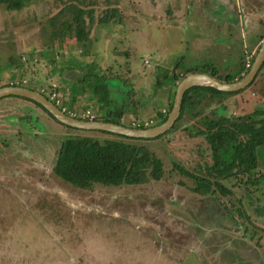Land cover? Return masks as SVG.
Returning a JSON list of instances; mask_svg holds the SVG:
<instances>
[{
	"label": "rangeland",
	"instance_id": "obj_1",
	"mask_svg": "<svg viewBox=\"0 0 264 264\" xmlns=\"http://www.w3.org/2000/svg\"><path fill=\"white\" fill-rule=\"evenodd\" d=\"M91 1L95 19L116 6L121 22L94 19L92 42L82 50L73 42L42 46L40 22L60 1L28 0L18 11L0 5V84L24 79L23 86L52 90L64 85L63 75L80 79L91 64L94 74L129 80L142 103L139 115L155 120L152 105L167 109L177 83L172 75L209 68L212 57L217 64L230 59L221 76L234 72L251 63L252 44L264 39V0ZM72 65L75 71L60 73ZM157 73L163 84L154 88ZM201 94L191 93L194 100L169 133L138 141L161 159L160 180L89 190L59 179L51 167L63 139L104 135L64 127L21 97L0 98V264H264V168L253 172L259 180L251 192L235 186L237 178L222 180L233 185L227 196L193 191V179L173 168L197 173L210 164L208 143L194 135L200 120L264 109V65L238 94L205 93L199 104ZM58 95L63 109L100 114L83 95L75 103ZM134 117L126 112L122 121ZM258 160L264 165V145Z\"/></svg>",
	"mask_w": 264,
	"mask_h": 264
},
{
	"label": "trees",
	"instance_id": "obj_2",
	"mask_svg": "<svg viewBox=\"0 0 264 264\" xmlns=\"http://www.w3.org/2000/svg\"><path fill=\"white\" fill-rule=\"evenodd\" d=\"M27 1L0 0V5L7 11H18ZM59 1L61 4L56 11L40 22L39 33L43 39L42 46H65L73 42L81 50L85 49L87 44L92 42L89 33L95 19V2L91 0L87 2L85 0H57V2ZM118 12L116 6H106L95 21L101 25L110 21L121 22ZM261 39L262 37L259 40ZM51 61L54 63L55 58H52ZM71 63L74 66H79L72 60ZM73 65L69 66L70 68L67 66L66 69L59 67L60 73H63L64 70H67V73L68 71H75L76 68ZM263 65L264 62L257 74L261 71ZM248 68L241 65L234 72H228L222 76L217 73L218 71L215 68L210 66L199 70V72L208 73L221 81L228 82L241 77ZM190 72L198 71L186 68L179 75H172L174 85ZM63 76H66H61L64 85L55 87L56 91L70 97L73 103H75L78 95H83L90 103L95 102L96 109L100 114H94L93 120L145 128L163 122L171 108L174 91L169 93L168 90L170 100L167 109L164 111L156 109V104L153 103L152 109L155 111L156 119L147 118V120H144L139 115L140 110L139 105H137V103H142L139 99H136V92H134L131 82L116 74L111 76L94 74V66L91 64L89 67L87 66L86 73H83L78 80L69 81L71 77L67 74ZM163 76L164 74H156L154 88L161 87ZM15 84L12 82V85ZM4 85H8V83L0 84V86ZM49 86L52 87L51 84ZM29 88L37 90L36 87ZM38 91H41L49 99V93L51 92L49 88L38 89ZM194 91L202 92L201 97L197 99V102L202 104L205 93L210 94L209 96L222 93L238 94L240 90L221 92L210 86H193L189 88L183 95L180 114L174 125L185 114L188 108L187 103L190 104L194 100L191 95ZM23 99L39 106L53 118L40 104L27 98ZM263 99H261V102ZM86 109L78 110L77 118H81L78 114ZM65 112L67 113V110ZM126 112L133 113L135 116L128 124L122 121ZM191 114L196 117L199 112L194 111ZM149 120L151 122H148ZM199 123L196 132H193L194 135L202 136L208 143L210 164H205L203 168L197 170V173L189 171L177 163L173 164V168L179 170L187 178L193 179L194 186L192 190L200 194L210 192L213 194L214 191H218L221 196L233 195L234 192L230 189L233 185L227 187L222 183V180L230 178H237L235 186L243 185L242 192H251L248 187H251L252 190L256 189L255 185L259 179L254 178L253 172H256L257 168L261 170L264 168V165H261L258 160V147L264 145V109L259 108L245 115H224L214 119L205 118L200 120ZM59 124L72 128L62 123ZM174 125L166 133H169L175 127ZM96 132L102 133L104 137L97 139L90 136H75L67 137L60 142L51 167V171L56 177L75 188L83 190L92 189L96 185L143 184L160 180L163 177L164 170L161 159L144 145L138 143L140 139L145 138H132L99 130ZM244 176L247 179L243 180L242 177ZM252 186L254 187L252 188ZM242 192L241 195L243 196ZM237 200L240 201V198Z\"/></svg>",
	"mask_w": 264,
	"mask_h": 264
},
{
	"label": "water",
	"instance_id": "obj_3",
	"mask_svg": "<svg viewBox=\"0 0 264 264\" xmlns=\"http://www.w3.org/2000/svg\"><path fill=\"white\" fill-rule=\"evenodd\" d=\"M264 62V39L260 42L248 70L234 81H221L205 72H190L185 74L174 89L171 108L165 120L159 124L145 128H135L91 119L76 118L64 112L48 99L41 91L32 90L21 85L0 86V98L18 96L30 99L40 104L55 120L63 125L81 130L105 131L113 134L124 135L132 138H155L166 133L175 123L180 114L182 98L189 88L193 86H210L221 92H235L246 87L256 76Z\"/></svg>",
	"mask_w": 264,
	"mask_h": 264
},
{
	"label": "built area",
	"instance_id": "obj_4",
	"mask_svg": "<svg viewBox=\"0 0 264 264\" xmlns=\"http://www.w3.org/2000/svg\"><path fill=\"white\" fill-rule=\"evenodd\" d=\"M249 65H250V63L247 62V63L245 64V67H249ZM21 82L23 83V82H24V79H23L22 81H17V82H14V83H16L15 85H21ZM9 84L12 85V82L9 83ZM51 89H52V90H51V92L49 93V99H50V100H51L56 106H58V105L61 106V105H62V101L60 100V97H59V95H58V92H57L56 89H55V86H53ZM58 107H59V106H58ZM59 108L62 109L64 112H65V110H66V109H63V107H59ZM67 113H68L69 115H71V116L77 118V113H76L75 110L72 111V112H70L69 110H67ZM78 115H80V117L83 118V119H84V118H88V119L93 120V118H94V113H93L91 110H89V109L84 110L83 112H81V113L78 114ZM148 122H151V120H149Z\"/></svg>",
	"mask_w": 264,
	"mask_h": 264
},
{
	"label": "crops",
	"instance_id": "obj_5",
	"mask_svg": "<svg viewBox=\"0 0 264 264\" xmlns=\"http://www.w3.org/2000/svg\"><path fill=\"white\" fill-rule=\"evenodd\" d=\"M226 33V32H225ZM224 33V34H225ZM258 40V39H257ZM256 40V42L255 43H253L252 44V46H253V48H254V50L257 48V46L259 45V43H260V41L262 40H259V41H257ZM228 45V44H227ZM243 53V52H242ZM213 56V55H212ZM219 56H221V55H219ZM220 58V57H219ZM214 58L212 57V59H211V61H210V67H212V68H215L218 72V74L220 75V69L222 68V67H224V64H226V65H228V63L230 62V59L227 57V58H220V64H217L216 63V60H215V64H214ZM220 65V66H219ZM238 68V67H237ZM234 69H236V68H234ZM228 73V72H227ZM11 74V73H10ZM11 82H15V81H12V80H9V82H8V84L9 83H11ZM4 83H6V81L4 82ZM161 110V109H160ZM161 111H164V110H161Z\"/></svg>",
	"mask_w": 264,
	"mask_h": 264
},
{
	"label": "clouds",
	"instance_id": "obj_6",
	"mask_svg": "<svg viewBox=\"0 0 264 264\" xmlns=\"http://www.w3.org/2000/svg\"><path fill=\"white\" fill-rule=\"evenodd\" d=\"M21 86H23V85H21Z\"/></svg>",
	"mask_w": 264,
	"mask_h": 264
}]
</instances>
